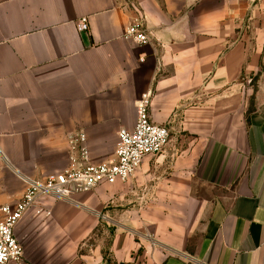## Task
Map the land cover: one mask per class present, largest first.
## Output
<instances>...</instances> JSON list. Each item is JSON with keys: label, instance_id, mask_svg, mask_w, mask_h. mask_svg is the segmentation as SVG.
Listing matches in <instances>:
<instances>
[{"label": "crops", "instance_id": "obj_1", "mask_svg": "<svg viewBox=\"0 0 264 264\" xmlns=\"http://www.w3.org/2000/svg\"><path fill=\"white\" fill-rule=\"evenodd\" d=\"M148 93L164 151L30 208L9 264H264V1L0 0V207L67 169L75 134L112 159Z\"/></svg>", "mask_w": 264, "mask_h": 264}, {"label": "built area", "instance_id": "obj_2", "mask_svg": "<svg viewBox=\"0 0 264 264\" xmlns=\"http://www.w3.org/2000/svg\"><path fill=\"white\" fill-rule=\"evenodd\" d=\"M235 3L257 4L264 0H226ZM80 30H87L82 20ZM125 38L136 45L150 42V33L143 24L135 23L125 31ZM151 93L137 104L138 119L132 130L122 128L115 156L107 162H90L83 133L70 137L72 148L69 166L62 172L48 174L39 180H26L21 199L15 204L0 207V264L19 262L24 248L15 234V226L24 214L44 198L67 200L73 192L88 191L102 184L128 182L149 156L160 155L170 143V132L164 125L153 121L150 113ZM150 238V237H149Z\"/></svg>", "mask_w": 264, "mask_h": 264}]
</instances>
